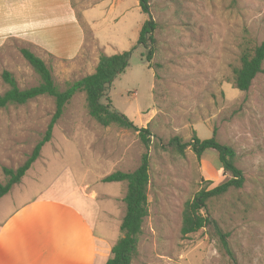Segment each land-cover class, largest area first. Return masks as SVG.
Instances as JSON below:
<instances>
[{"label":"rangeland","instance_id":"obj_1","mask_svg":"<svg viewBox=\"0 0 264 264\" xmlns=\"http://www.w3.org/2000/svg\"><path fill=\"white\" fill-rule=\"evenodd\" d=\"M71 2L74 7L70 0L47 1L41 42L54 53L14 39L1 47L0 94L9 87L3 71L12 74L19 89L39 83L21 47L45 62L59 91L92 73L101 52L130 51L128 67L102 101L107 97L135 126L148 127L150 144L146 149L134 130L97 124L87 113L84 92L75 93L39 157L2 200L0 220L13 204L35 197L49 184L69 182L91 194L96 235L112 246L120 236L126 183L102 178L133 171L147 153L148 215L132 264H264V62L248 91L233 85L241 49L264 39V0H150L149 15L141 12L138 0ZM146 19L155 28L154 42L144 48L136 41ZM83 29L81 52L68 60L84 39ZM148 49L150 63L144 57ZM54 109V98L46 94L0 108L1 183L7 179L2 169H16L25 161ZM213 131L219 143L235 150V165L244 176L241 188L208 202L209 215L227 233L232 259L219 251L208 228L180 233L184 203L230 174L218 169L216 152L206 151L199 160L190 147L179 154L167 141L204 140Z\"/></svg>","mask_w":264,"mask_h":264},{"label":"trees","instance_id":"obj_2","mask_svg":"<svg viewBox=\"0 0 264 264\" xmlns=\"http://www.w3.org/2000/svg\"><path fill=\"white\" fill-rule=\"evenodd\" d=\"M149 1L138 0L141 12L148 15ZM154 28L155 23L151 19H146L141 25L136 43L147 48V41L154 42ZM19 51L38 75L39 83L30 88L19 89L12 74L3 71L2 79L9 87L0 94V108L11 104H24L33 98L46 94L54 98L55 109L42 137L34 145L25 161L16 169L6 167L2 169L7 179L5 183L0 182V198L7 194L12 186L20 182L31 164L39 157L40 150L50 140L53 126L62 115L66 103L77 92H84L87 113L97 124L103 127L117 126L134 130L145 148L148 149L152 136L148 127L139 128L135 126L124 114L112 107L107 97H105V102L102 101L106 90L112 86L113 80L128 67L130 51H122L112 55L101 52L94 71L69 83L62 91L56 88L50 69L40 57L25 47H21ZM151 56L152 50L148 49L144 55L147 63H150ZM263 62L264 39L258 45L245 44L240 51L239 66L233 68L234 87L243 92L248 91L254 77L262 70ZM167 145L179 154H184L185 149L190 147L199 160L206 151L212 150L217 154L218 169L230 174L228 179L215 187L200 189L192 199L184 203L180 233L182 236H187L202 228H208L216 237L219 251L232 259L233 253L228 244L227 233L209 215L208 202L210 199L224 194L230 188L239 189L243 186L244 176L235 165V150L231 146L219 143L214 136V131L211 138L204 140L193 136L191 141L182 142L178 137H172L167 141ZM102 182L126 183V192L123 197L125 213L119 225L120 236L112 245L110 256L105 264H132V259L137 254L142 223L148 215L149 165L147 153L142 155L139 166L133 171L117 170L111 172L102 178Z\"/></svg>","mask_w":264,"mask_h":264},{"label":"crops","instance_id":"obj_3","mask_svg":"<svg viewBox=\"0 0 264 264\" xmlns=\"http://www.w3.org/2000/svg\"><path fill=\"white\" fill-rule=\"evenodd\" d=\"M47 1L0 0V49L14 39L45 50L41 41ZM70 4L74 7L71 0ZM83 34L76 54L68 60L81 52L84 29ZM93 38L98 48V40ZM58 43L61 48L62 42ZM67 183H51L35 197L13 204L0 220V264H105L112 246L96 235L95 201L82 187ZM7 194L0 198V204Z\"/></svg>","mask_w":264,"mask_h":264}]
</instances>
